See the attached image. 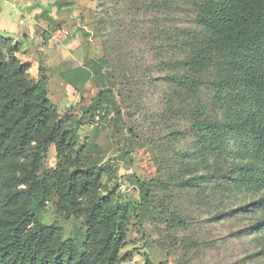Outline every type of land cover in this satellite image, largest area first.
Wrapping results in <instances>:
<instances>
[{
	"label": "rangeland",
	"instance_id": "374dc122",
	"mask_svg": "<svg viewBox=\"0 0 264 264\" xmlns=\"http://www.w3.org/2000/svg\"><path fill=\"white\" fill-rule=\"evenodd\" d=\"M193 1L0 0V35L21 44L18 57L32 78L47 77L52 118L76 133L83 164L109 172L100 191L114 194L122 209L120 222L128 230L119 264H264V234L250 235L262 215L232 213L255 198L246 203L243 195L220 199L211 196L210 188L208 197L183 190L175 180L177 155L193 138L184 114H166L172 97L175 112L180 108L164 65L170 36L195 25ZM58 2L69 4L59 9ZM38 4L52 11L55 23ZM103 57L109 63L104 78L75 79L72 86L61 77L78 68L92 71V62ZM102 91L105 97L93 118L86 110ZM200 100L215 107L207 90ZM24 160H9L5 178ZM64 162L51 145L42 171H54ZM136 180L151 190L146 206ZM57 200L54 196L47 203L41 220L75 239L84 232L83 219H64Z\"/></svg>",
	"mask_w": 264,
	"mask_h": 264
},
{
	"label": "trees",
	"instance_id": "16d2710c",
	"mask_svg": "<svg viewBox=\"0 0 264 264\" xmlns=\"http://www.w3.org/2000/svg\"><path fill=\"white\" fill-rule=\"evenodd\" d=\"M38 6L56 22L51 10ZM193 9L195 25L170 36L164 65L180 108L175 112L172 97L166 114H184L193 138L177 155L175 180L200 195H243L245 203L255 198L232 213H260L250 235L264 234V0H197ZM0 47V264H119L128 230L120 222L122 209L114 194L100 191L109 172L80 161L76 133L52 118L48 79L32 78L18 57L21 44L0 36ZM108 64L103 57L92 62V71L78 68L61 77L76 86V80L104 78ZM205 90L214 108L200 100ZM104 97L100 92L86 110L91 117ZM51 145L65 162L43 172ZM19 157L26 160L13 166L6 179L8 161ZM136 184L146 206L151 190L142 181ZM54 196L64 219H83L84 232L75 239L41 220Z\"/></svg>",
	"mask_w": 264,
	"mask_h": 264
},
{
	"label": "built area",
	"instance_id": "2783aa9c",
	"mask_svg": "<svg viewBox=\"0 0 264 264\" xmlns=\"http://www.w3.org/2000/svg\"><path fill=\"white\" fill-rule=\"evenodd\" d=\"M24 23V21H21V24H23ZM66 34H68V33H66ZM101 119V116H97L96 117V121H99Z\"/></svg>",
	"mask_w": 264,
	"mask_h": 264
},
{
	"label": "crops",
	"instance_id": "0c3cea01",
	"mask_svg": "<svg viewBox=\"0 0 264 264\" xmlns=\"http://www.w3.org/2000/svg\"><path fill=\"white\" fill-rule=\"evenodd\" d=\"M1 36V35H0ZM2 37V36H1ZM2 38H4V37H2Z\"/></svg>",
	"mask_w": 264,
	"mask_h": 264
}]
</instances>
